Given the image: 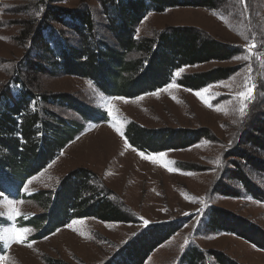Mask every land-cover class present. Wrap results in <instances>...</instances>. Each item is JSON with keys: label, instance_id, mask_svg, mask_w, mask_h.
Returning a JSON list of instances; mask_svg holds the SVG:
<instances>
[{"label": "rangeland", "instance_id": "obj_1", "mask_svg": "<svg viewBox=\"0 0 264 264\" xmlns=\"http://www.w3.org/2000/svg\"><path fill=\"white\" fill-rule=\"evenodd\" d=\"M103 1L0 0V89L9 77L18 73L38 94V100L41 95L64 93L82 102L84 109L88 107V115H80L66 106L47 105L62 119L80 124V132L61 149L59 156L56 154L46 160L44 168L23 183L0 179V192L4 193V198H0L3 213L0 215V256L4 257L0 264H113L119 259L122 261L117 264H123L125 246L130 247L146 227L161 223H169L170 233L174 231L148 252L141 264H179L183 252L191 247L202 252L220 251L239 263L264 264L263 250L233 234L208 228L211 211L215 210L219 215L222 211L230 212L264 229V200L249 196L236 178L228 175V170L233 171L230 163L233 157L229 152L241 151L242 139L252 118L264 114V0H214L212 8L175 6L160 12L150 9L135 28L136 40L155 38L172 27L186 26L239 48V52L226 61L174 70L171 80L154 92L133 97L105 95L83 77L51 76L34 70L36 60L32 58L27 35V27L32 24L28 21L40 19L47 6L87 9L94 20L96 36L113 44L106 27ZM64 20L78 27L76 21ZM48 27L51 28L44 33L54 46L56 42L63 44L61 38L72 44L79 42L74 29L65 24L52 21ZM252 44L256 47L249 50ZM138 55L139 52L132 51L127 58L135 59ZM218 66L231 67L234 72L199 90L176 83L184 74L201 73ZM246 80L256 86L255 100L241 117L236 94L243 90ZM170 84L173 86L168 87ZM196 91L204 92V98L210 100L213 107L197 97ZM109 106L112 117L106 112ZM96 111V119L84 124L81 118L95 116ZM132 124L149 130H177L178 133L172 134L174 148L150 152L138 150L129 143L130 146H126L124 131ZM183 131H196L202 136L189 146L179 147L176 141H180L175 136ZM202 132H208V137ZM140 152L145 156L164 155L157 156L153 162ZM165 161L172 163L166 167ZM78 167L90 171L84 180L99 197L112 201L131 221L103 222L94 216L76 218L47 236L35 239L36 228L27 222L35 215L38 220L43 217L45 206L38 197L45 191L53 192L60 179ZM243 170L255 185L256 194L264 197V176L252 168ZM7 200L15 201L14 207L20 216L10 213L12 206ZM20 228L29 229L25 242L10 240L13 230ZM144 248L143 243L137 247L138 251ZM209 255L205 258L206 264H214Z\"/></svg>", "mask_w": 264, "mask_h": 264}, {"label": "trees", "instance_id": "obj_2", "mask_svg": "<svg viewBox=\"0 0 264 264\" xmlns=\"http://www.w3.org/2000/svg\"><path fill=\"white\" fill-rule=\"evenodd\" d=\"M213 3L214 0H104L103 14L106 16V27L113 38V44L96 36L94 20L89 10L47 6L40 19L28 21L32 24L27 27V35L32 58L36 60L34 70L51 76L83 77L92 81L105 95L133 97L154 92L171 80L174 70L210 61H226L235 56L239 48L186 26L172 27L155 38L136 40V26L150 9L160 12L175 6L212 8ZM64 18L76 21L78 27L68 24ZM52 21L74 29L79 42L72 44L60 37L63 44L60 46L56 42L54 46L47 41L44 32L51 28L48 26ZM132 51L139 52L138 57L127 58ZM233 72L231 67L218 66L201 73L184 74L176 83L188 89L199 90L209 83L229 77ZM9 78L0 89V179L20 180L23 183L42 170L46 160L56 155L80 132V124L62 119L47 105L66 106L80 115H88V107L84 109L82 102L78 103L75 98L64 93L41 95L38 100V94L24 83L18 73ZM101 112V117L104 118V113ZM97 115L96 111L95 116L81 119L85 124L92 122ZM174 133H178L177 130H149L132 124L126 127L124 137L138 150L157 152L174 148ZM202 133L204 137H208V132ZM199 136L202 134L196 131H183L181 135L176 134L175 138L180 141H176L181 145L179 147H186L197 142L201 138ZM240 147L241 151L238 149L236 152H229L233 157L230 160L233 171L230 173L228 170V175L236 178L249 196L264 200V197L256 194L255 185L243 170L252 168L257 174L264 176V114H257L252 118ZM89 172L83 167L75 168L60 179L53 192L45 191L38 197L45 206L43 217L38 220L39 217L35 215L33 220L27 222V225L36 228L35 239L47 236L76 218L94 216L103 222L131 221L112 201L100 198L96 190L87 184L84 178ZM37 194H33L35 198ZM211 212L209 230L228 232L264 251V229L259 225L230 212L222 211L220 215L215 210ZM169 226V223H161L146 227L130 247L125 246L123 249V264H141L148 252L172 234L174 230L170 233ZM142 243L146 248L138 251L137 247ZM207 255L214 259V264H244L229 259L220 251L202 252L196 247L185 250L179 264H206ZM117 263L113 261V264Z\"/></svg>", "mask_w": 264, "mask_h": 264}, {"label": "snow or ice", "instance_id": "obj_3", "mask_svg": "<svg viewBox=\"0 0 264 264\" xmlns=\"http://www.w3.org/2000/svg\"><path fill=\"white\" fill-rule=\"evenodd\" d=\"M241 2H243V0H241ZM256 45L255 44H252L250 49L251 48H255ZM248 57H244V59H247ZM236 59H239V57H236ZM249 71H251V69H249ZM176 75H179V73H176ZM173 85H168V87H172ZM255 84H250L248 83V81L246 80L245 81V84H244V87H243V90L239 91L237 94H236V99L239 101V106L237 108V111L239 112L240 116L243 117L247 114V106L249 104H251L252 102H254L255 100ZM191 91V90H190ZM206 91V90H204ZM195 95L199 98H201L205 104H207L209 107H213V105L211 104L210 100L208 99H205L204 98V92L202 91H196L195 92ZM119 99H122V98H119ZM217 110H220L219 108ZM106 112H107V115L109 117H112L113 113H112V110H111V107H107L106 108ZM116 131L118 133H120L121 135H123V133L120 132V129L119 128H116ZM125 145L126 146H130L128 145V141L127 139H125ZM142 157L146 158V159H149V160H152L153 162L156 161L157 159V156L159 157H163V153H160V154H152V155H149V156H145L143 152H140L139 153ZM169 163H172V162H168V161H165L164 162V166L167 167V165ZM216 163H219V160L216 161ZM172 169L169 168V171H171ZM31 181H28V183H30ZM0 198H4V193L3 192H0ZM196 199L197 198H194L193 199V202H196ZM201 203H203V201L201 200L200 201ZM6 203L9 205V206H12L10 207V213H14L16 216H20L21 213L19 212V210H17L15 207H14V204H15V201H12V200H7ZM202 210V209H201ZM188 214V213H186ZM0 215H3L2 212H0ZM145 224L148 223V221H143ZM73 223H75V221H73ZM70 226V225H69ZM29 232V229H26V228H20V229H15L13 230L12 234L10 235L9 239H15L16 242L18 243H24L26 238H27V234ZM189 243L188 241H185V244ZM29 247H31V244H29ZM4 257L3 256H0V260H3Z\"/></svg>", "mask_w": 264, "mask_h": 264}, {"label": "crops", "instance_id": "obj_4", "mask_svg": "<svg viewBox=\"0 0 264 264\" xmlns=\"http://www.w3.org/2000/svg\"><path fill=\"white\" fill-rule=\"evenodd\" d=\"M64 149V148H63ZM62 149V150H63ZM60 153H61V150L58 152V153H56L57 155L56 156H59L60 155ZM55 156V155H54ZM26 187V186H25ZM24 191V190H23ZM26 192H27V190H26Z\"/></svg>", "mask_w": 264, "mask_h": 264}]
</instances>
